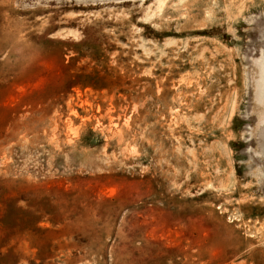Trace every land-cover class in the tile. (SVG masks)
<instances>
[{
	"label": "rangeland",
	"instance_id": "obj_1",
	"mask_svg": "<svg viewBox=\"0 0 264 264\" xmlns=\"http://www.w3.org/2000/svg\"><path fill=\"white\" fill-rule=\"evenodd\" d=\"M0 264H264V0H0Z\"/></svg>",
	"mask_w": 264,
	"mask_h": 264
}]
</instances>
